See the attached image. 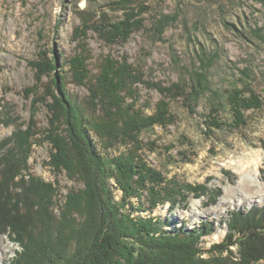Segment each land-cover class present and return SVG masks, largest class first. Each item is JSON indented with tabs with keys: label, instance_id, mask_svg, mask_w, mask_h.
Wrapping results in <instances>:
<instances>
[{
	"label": "rangeland",
	"instance_id": "374dc122",
	"mask_svg": "<svg viewBox=\"0 0 264 264\" xmlns=\"http://www.w3.org/2000/svg\"><path fill=\"white\" fill-rule=\"evenodd\" d=\"M114 1L0 0V156L4 155L0 157V176L13 155L14 164L22 160L23 148L13 137L28 127L36 133L32 139L37 140H32L25 163L13 169L10 181L6 179L13 200L32 203L37 219L45 226L49 219L52 228L51 224L57 227L65 216L70 191L80 193L85 183L79 169L54 168L50 154L55 149L49 140L54 137L62 146L67 139L64 112L56 100L59 93L62 91L67 100H81L88 94L84 85L67 77L69 58L79 51L89 56L85 64L95 74H100L105 59L140 70L144 82L136 86L139 102H149L146 113L163 97L157 86L180 83L188 87L195 76H203L208 88L190 102L192 111L184 95L170 97L173 124L153 126L140 134L148 165L178 184L196 186L198 194H190L185 205L181 202L170 209L168 203L158 204L149 212L144 208L147 193L143 191L126 208L134 215L155 217L165 230L176 229L183 222L187 229L197 227L200 220L212 221L214 231L201 236L200 243L205 247L218 243L227 232L226 211L264 204V0H133L131 6L143 3L146 7L140 15L144 27L125 41L106 40L102 30L82 26L83 14L93 13V19L104 14L108 20L121 15L119 8L109 6ZM41 57L55 60L56 69L43 74V68L39 70ZM54 72L65 76L60 91ZM233 88L245 95L255 92L262 100L261 107L244 111L246 125L209 130L205 122L209 114L225 119L229 112L227 90ZM52 126L55 136H51ZM150 143L155 145L154 151H149ZM118 148L116 153L123 150ZM114 150L109 155L115 154ZM179 150L186 152L188 160L179 158ZM72 160L71 164H77L78 160ZM36 179L52 186L48 209L35 191ZM109 183L114 186L113 180ZM116 192L115 200L120 194ZM168 217L171 222L166 223ZM33 249L45 251L46 242L39 240ZM20 250L9 230H1L0 264L10 263ZM230 250L217 257L236 264L239 252L234 245Z\"/></svg>",
	"mask_w": 264,
	"mask_h": 264
},
{
	"label": "trees",
	"instance_id": "16d2710c",
	"mask_svg": "<svg viewBox=\"0 0 264 264\" xmlns=\"http://www.w3.org/2000/svg\"><path fill=\"white\" fill-rule=\"evenodd\" d=\"M132 1L110 3V7L116 6L121 10V15L113 20H108L104 14H98L94 19L93 13L83 14L82 26L102 30L106 40L125 41L133 31L144 27V18L140 15L146 7L143 3L131 6ZM88 57L79 51L69 58L66 70L73 83L87 88L86 98L69 97L67 100L61 96L62 91L60 97H56L64 112L66 142L59 146V140L48 138L55 149L50 154L51 165L57 169L64 165L65 169L73 172L79 169L85 184L80 193L70 191L65 216L58 221L57 227L51 224L50 228L47 218L45 226L34 214L32 203L30 206L13 200L6 183V179L10 181L13 176V169L25 163L31 144L37 140L32 139L36 133L28 127L16 132L13 142L23 148L22 160L14 164L16 155H13L10 163H6L9 165L6 171H1L0 177L5 180H0V231L8 229L21 250L10 263L3 264H213L212 261L226 264L217 256L230 252L233 245L240 255L236 264H264V204L226 211L227 232L220 242L207 247L201 245L200 239L214 231L212 221L200 220L197 227L187 229L183 222L176 229L165 230L162 221L155 217L134 215L126 208V204L131 203L132 198H140L143 191L147 193L144 208L149 212L158 204L168 203L170 209L181 202L185 205L190 194H198L196 186L178 184L148 165L140 134L153 126L173 124L175 116L170 111V97L184 95L186 106L192 111L190 102L201 90L208 88L203 76L196 74L194 83L188 87L180 83L154 85L163 97L153 105L152 112L146 113L149 102H139L136 86L144 82L140 70L131 69L126 62L117 66L118 62L113 59H105L98 70L100 74H95L85 64ZM41 60L43 63H40L39 70L42 67L43 74L56 69L55 60L48 62L44 57ZM54 76L60 91L65 84V76L57 72ZM226 104L229 112L225 119L209 114V120L205 121L209 130L246 125L244 111L260 108L262 100L255 92L245 95L242 90L233 88L227 90ZM55 130L52 126L51 136H55ZM119 146L123 150L116 153L114 149L119 150ZM154 147L150 143L149 151H154ZM111 150L115 154L109 155ZM177 153L181 160H188L186 152L179 150ZM72 159L78 160L77 164H71ZM3 163L5 165V161ZM110 180H113V187ZM35 186L41 204L48 209L51 184L36 179ZM116 189L120 193L117 200ZM42 198L45 202L41 201ZM165 222H171L170 218ZM39 240L46 242L45 251L33 249Z\"/></svg>",
	"mask_w": 264,
	"mask_h": 264
}]
</instances>
